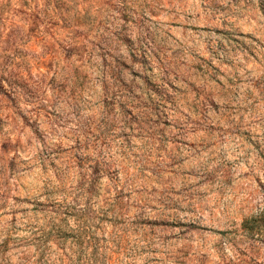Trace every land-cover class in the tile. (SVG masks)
<instances>
[{
	"label": "rangeland",
	"instance_id": "1",
	"mask_svg": "<svg viewBox=\"0 0 264 264\" xmlns=\"http://www.w3.org/2000/svg\"><path fill=\"white\" fill-rule=\"evenodd\" d=\"M0 264H264V0H0Z\"/></svg>",
	"mask_w": 264,
	"mask_h": 264
}]
</instances>
